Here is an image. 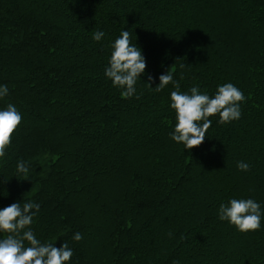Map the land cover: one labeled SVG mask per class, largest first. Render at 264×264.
Wrapping results in <instances>:
<instances>
[{
    "label": "trees",
    "instance_id": "1",
    "mask_svg": "<svg viewBox=\"0 0 264 264\" xmlns=\"http://www.w3.org/2000/svg\"><path fill=\"white\" fill-rule=\"evenodd\" d=\"M100 2L107 14L93 0H0V108L23 116L0 158V208L39 203L31 228L68 243L66 264H264V227L218 218L231 198L264 206V0ZM123 29L147 62L130 98L104 75ZM168 69L182 91L237 85L241 118L209 117L205 140L184 149L169 135L175 88H154Z\"/></svg>",
    "mask_w": 264,
    "mask_h": 264
},
{
    "label": "clouds",
    "instance_id": "2",
    "mask_svg": "<svg viewBox=\"0 0 264 264\" xmlns=\"http://www.w3.org/2000/svg\"><path fill=\"white\" fill-rule=\"evenodd\" d=\"M104 36L102 30L93 33L96 41L102 40ZM111 48L104 75L114 87L122 89V97H133L137 94L138 79L146 72V57L142 49L131 41L128 30L121 31ZM174 75L168 69L159 76V83L154 88L160 92L170 83L175 88L170 93L169 106L175 110L176 123L169 135L184 149L190 150L205 140L213 124L209 117L219 114L218 123L221 124L241 118V102L246 101V96L234 83L220 84L216 92L210 95L207 91H201L199 85L182 91ZM8 92V86L0 84V99ZM22 119V113L15 104L8 103L6 107L0 108V158L5 157L6 147L11 144L13 133ZM237 167L249 171L251 166L248 162L238 161ZM16 172L21 178L28 179L29 162L20 159L16 164ZM39 209V203L28 200L16 201L0 208V234L6 233L0 237V264H66L71 260L74 253L67 242L64 241L60 246L54 242H42L32 230L31 225ZM218 218L234 225L240 232L255 231L264 227L261 223L264 220V206L251 197L231 198L220 203ZM82 238L80 232L74 233L72 237L75 241Z\"/></svg>",
    "mask_w": 264,
    "mask_h": 264
},
{
    "label": "rangeland",
    "instance_id": "3",
    "mask_svg": "<svg viewBox=\"0 0 264 264\" xmlns=\"http://www.w3.org/2000/svg\"><path fill=\"white\" fill-rule=\"evenodd\" d=\"M101 0H93L94 4H95V7H99L97 10L100 9V11L102 10L103 14H107L110 10H109V5L106 4V3H101L100 2ZM105 2V1H104ZM87 4H83L82 6L80 7H86ZM101 5V6H99ZM79 8V7H78ZM99 17V16H98ZM97 18V17H95ZM135 23V22H134ZM136 23H140V22H136Z\"/></svg>",
    "mask_w": 264,
    "mask_h": 264
}]
</instances>
